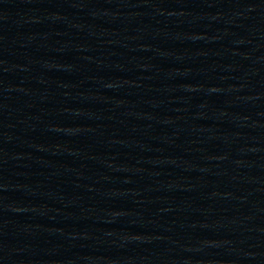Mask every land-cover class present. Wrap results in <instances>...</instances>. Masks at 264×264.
<instances>
[{
	"label": "water",
	"instance_id": "1",
	"mask_svg": "<svg viewBox=\"0 0 264 264\" xmlns=\"http://www.w3.org/2000/svg\"><path fill=\"white\" fill-rule=\"evenodd\" d=\"M0 264H264V0H0Z\"/></svg>",
	"mask_w": 264,
	"mask_h": 264
}]
</instances>
